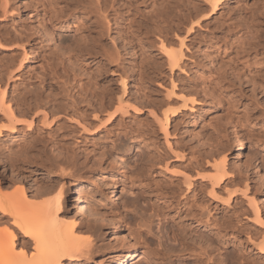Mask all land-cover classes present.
Returning a JSON list of instances; mask_svg holds the SVG:
<instances>
[{
  "label": "rangeland",
  "instance_id": "obj_1",
  "mask_svg": "<svg viewBox=\"0 0 264 264\" xmlns=\"http://www.w3.org/2000/svg\"><path fill=\"white\" fill-rule=\"evenodd\" d=\"M206 1L6 0L9 12L0 9V82L17 115L0 134V194L64 182L66 217L95 229L85 231L91 257L65 264H126L142 243L171 239L205 242L210 264H264L250 242L264 236V0H222L214 11ZM178 37L183 64L169 67L159 41ZM179 92L198 102L174 111L165 139L154 114L178 106ZM211 155H225L227 171L213 189L203 176ZM139 255L128 264H149Z\"/></svg>",
  "mask_w": 264,
  "mask_h": 264
},
{
  "label": "bare ground",
  "instance_id": "obj_2",
  "mask_svg": "<svg viewBox=\"0 0 264 264\" xmlns=\"http://www.w3.org/2000/svg\"><path fill=\"white\" fill-rule=\"evenodd\" d=\"M206 2H208L207 5H209L211 10L214 11L219 8L222 0H207ZM7 3L6 0L0 3L2 13L9 12ZM176 40L177 41H174V43H167L161 39L159 43L166 56L167 63L169 64L168 66L179 68V66L183 64L181 62H183L182 58L184 56V49L182 47V38L178 37ZM121 80V85L124 86L126 84V78L124 77ZM6 85V83L0 82V114L2 115L0 119V134L2 133V129L13 132L17 121V115L14 109H12L10 101L6 96ZM171 93L174 92L171 90ZM178 95L180 103L178 106L174 107L172 105L170 107V104H166L168 106H164L165 108H161L158 114L156 112L154 114L165 139L168 135V125L172 120L174 111L179 108L192 111L194 110L195 104L198 102L194 94H184L179 92L177 96ZM122 96L116 98L114 107L115 110H121L124 112L128 105H126L125 98ZM111 115L112 113H107L108 118L111 117ZM48 120L49 116L47 117V113L44 111L41 112L39 118L40 124L45 125ZM25 121L32 122L33 116H31L30 120ZM81 124L82 128L85 129V125L83 123ZM237 146L238 150L242 148L241 141ZM117 158L121 163L123 162V158H121L120 155ZM206 161L208 163L207 166H209L211 170L209 169L210 171L203 172V176L208 178L210 182L209 185L211 189H213V187L218 185L221 178L227 173L226 156L222 155L217 157L211 155ZM59 166L60 165L57 162L50 163L48 169H50V171L53 169L58 170ZM69 174L71 176L76 174L78 177L81 176L79 169H76ZM184 179L186 185L191 184L190 176L184 174ZM101 182L102 184L105 183L104 185L107 186L111 193L110 200L117 199L118 196H116L117 193H115L114 186L105 182V179H102ZM65 190L66 187L64 186V182H60L59 185L53 186L50 189L49 187L46 189L44 188L42 191H37L31 195L30 193H26L25 187H20L10 193L4 194L1 192L0 220L5 222L9 216V223L6 221V224L15 227L22 235L20 240L16 242L15 239L18 237L16 238L15 231L12 228L6 226L3 231L0 230V264H65L69 259L81 257L86 259L91 257L95 237H93L92 234H86L85 231L95 233V229L93 230L91 226V228H84L82 230L80 225L75 223L76 219L73 221L70 220V217H66L64 210H62L63 204L66 200ZM78 191L81 192V188L77 185L75 192ZM229 197L230 192L226 194V199H229ZM78 199L80 202L82 197H79ZM249 202L252 206V213L255 216V219L261 221L259 210L256 207L257 203L255 201ZM98 203L102 204L101 200H98ZM80 205L82 206V204ZM94 213L95 212H93V214ZM96 213L92 215L97 217ZM99 220L101 219L99 218ZM255 239H252L250 242L255 248H257V252H264V236L261 235L256 240ZM142 244L145 248L141 253H136L137 251L135 249L132 253L126 255L129 260L128 262H134L133 260L135 256H138L139 254V256L147 260L149 264H210L212 259L211 253L205 242L189 243L181 239H171V241L157 240L152 244L147 242ZM118 260L119 259L114 260L113 264L117 263ZM126 260L127 258L123 259L122 264H125ZM128 262H126V264H128Z\"/></svg>",
  "mask_w": 264,
  "mask_h": 264
}]
</instances>
